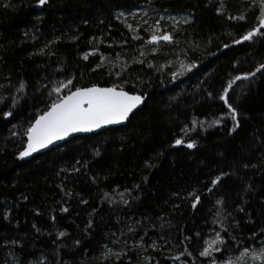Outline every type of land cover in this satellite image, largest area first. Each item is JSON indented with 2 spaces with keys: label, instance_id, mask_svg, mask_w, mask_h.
Masks as SVG:
<instances>
[{
  "label": "trees",
  "instance_id": "trees-1",
  "mask_svg": "<svg viewBox=\"0 0 264 264\" xmlns=\"http://www.w3.org/2000/svg\"><path fill=\"white\" fill-rule=\"evenodd\" d=\"M33 3L0 0V264H208L199 252L217 232L218 259L243 264L245 248L264 247V69L229 91L238 127L219 98L264 64V37L234 43L258 23L253 0ZM160 15L182 21H161L174 43L153 54L145 41ZM174 72L184 74L173 82ZM69 78L147 99L123 126L19 159L27 127Z\"/></svg>",
  "mask_w": 264,
  "mask_h": 264
},
{
  "label": "snow or ice",
  "instance_id": "snow-or-ice-1",
  "mask_svg": "<svg viewBox=\"0 0 264 264\" xmlns=\"http://www.w3.org/2000/svg\"><path fill=\"white\" fill-rule=\"evenodd\" d=\"M49 2L50 0H34L32 6L34 8L43 9L49 4ZM149 3H151V0H149ZM252 7L259 8L257 16L258 23L247 31L240 39L235 40L234 43L236 44L244 41H253L255 37H264V31H262L264 30V0H253ZM249 10H251V8ZM121 15H123V13H121ZM145 15H147V13H145ZM229 18L244 20L245 15L242 14L239 17ZM163 19V17H160V19L156 20L154 24L149 26L151 34L150 38L145 41V44L156 46L151 49L153 54L162 46V42L165 44L174 43L173 35L162 27L161 21ZM145 23H147V21H145ZM177 23H179V21H177ZM184 23H187V20H185ZM129 30H131L130 25ZM132 39L138 40L140 39V36L134 35ZM224 47L227 48L228 45L225 44ZM140 55L143 56L145 53L142 51ZM84 59L87 60L88 55H85ZM134 62L143 64L145 61L135 60ZM149 67H152V65L149 64ZM262 69H264V64H260L255 71L235 76L228 83L227 87L224 88L219 97L220 100L224 102L231 119L236 123V127L239 126L238 111L229 102V91L237 81L248 80L258 72H261ZM126 70L127 68L125 67L121 72H116L114 74L119 77L123 74V71ZM188 70L191 71L190 68ZM183 74V72H174L172 74L173 82ZM133 87L135 88V85H133ZM23 89L24 84L21 83L20 91ZM53 93L56 98L51 101L48 109L37 116L35 122L31 123L24 132V135L27 138L26 146L19 153V159H24L31 156L33 153L46 149L49 145L54 144L56 141L64 140L66 137L74 133H91L108 126L123 124L129 120L135 110L144 104L147 99V96L144 93H130L125 90L123 83H115L110 87L92 85L91 87L82 88L74 87L72 78H69L66 81H60L51 89L49 95L51 96ZM209 96H211V93H209ZM2 102L3 100H0V103ZM15 103L16 101L13 99V107H15ZM11 116V111L4 112L5 119ZM193 123L195 124L196 122L193 121ZM213 123L218 124L219 120L214 121ZM231 131H235V127L231 129ZM13 135H16V133L14 132ZM183 143L184 141L182 139H176L175 141V145H181ZM194 146L195 145L192 142L186 144V147L189 149ZM251 166L256 167L254 164ZM245 167H248V165H245ZM219 180L220 177L212 180V185H216ZM208 191L210 192L212 189L209 188ZM190 195L195 196V201L199 202V195H196L195 193H190ZM125 203L127 202L125 201ZM217 203L219 204L221 201H217ZM193 207H196L195 202L193 203ZM62 211L67 212L68 209L64 208ZM223 231L228 232V229L225 228ZM261 232L264 233V229H261ZM59 235L63 237L65 233L61 232ZM255 235L256 233H253L252 238H255ZM226 244L227 241L219 232H217L214 239L204 241L205 246L199 252V256L205 258V260L208 261V264H236L231 258H217L216 254L224 251L225 249L222 246ZM153 250H156L155 246H153ZM124 255H126V253H124ZM181 255L190 256L191 253L185 249L184 252L175 256L174 259L179 260ZM113 256L117 260L121 258L120 253H112L111 250L104 254L105 259H110ZM249 256L251 257L253 264H264V247L259 249L258 252L255 249L249 252V250L245 248L238 259L242 261L243 264H247V258Z\"/></svg>",
  "mask_w": 264,
  "mask_h": 264
},
{
  "label": "water",
  "instance_id": "water-1",
  "mask_svg": "<svg viewBox=\"0 0 264 264\" xmlns=\"http://www.w3.org/2000/svg\"><path fill=\"white\" fill-rule=\"evenodd\" d=\"M99 87H101V86H99ZM139 107H140V106H139ZM139 107H138V108H139ZM138 108H137V109H138ZM137 109H136V110H137ZM136 110H135V111H136ZM125 123H126V122H125ZM125 123L120 124V125H112V126H108V127H105V128L99 129V130H96V131L91 132V133H74V134H72V135L66 137L64 140L56 141L54 144L49 145L48 148H46V149H42V150H40V151H38V152H36V153H33V154H42V153H45V152H47V151H49V150H51V149H53V148H55V147H57V146L62 145L64 142H67V141H69V140L72 139V138H75V137H81V136H86V135H91V134H97V133H99V132H101V131H104V130H106V129H109V128H115V127L123 126V125H125ZM33 154H32V155H33Z\"/></svg>",
  "mask_w": 264,
  "mask_h": 264
},
{
  "label": "rangeland",
  "instance_id": "rangeland-1",
  "mask_svg": "<svg viewBox=\"0 0 264 264\" xmlns=\"http://www.w3.org/2000/svg\"><path fill=\"white\" fill-rule=\"evenodd\" d=\"M160 17H163L164 18L163 20L171 22V23H176L177 21H182L181 17H179L178 15H160L158 19H160Z\"/></svg>",
  "mask_w": 264,
  "mask_h": 264
}]
</instances>
